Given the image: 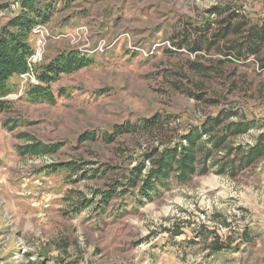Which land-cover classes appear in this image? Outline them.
Returning a JSON list of instances; mask_svg holds the SVG:
<instances>
[{
  "label": "rangeland",
  "instance_id": "1",
  "mask_svg": "<svg viewBox=\"0 0 264 264\" xmlns=\"http://www.w3.org/2000/svg\"><path fill=\"white\" fill-rule=\"evenodd\" d=\"M50 2L44 38L30 34L34 49L40 45L37 62L66 48L92 61L51 84L53 101L31 100L33 82L20 76L0 96V264H264V159L236 163L233 173L211 166L146 201L135 188L118 186L106 204L96 197L72 211L78 198H92L94 187L106 190L116 176L124 181L121 173L160 143L158 131L106 142L101 135L117 125L166 116L164 126L177 138L234 110L258 124L234 137L235 144H254L264 131V68L251 56L227 55L226 41L239 35L228 34L218 46L207 38L213 41L218 23L232 13L246 29L261 26L264 0ZM19 3L0 0V23ZM198 42L202 48L193 50ZM91 132L95 139L81 140ZM23 133L60 147L20 156ZM68 160L93 162L98 172L79 177L45 167ZM108 165L113 169L104 172ZM216 235L230 248L213 252Z\"/></svg>",
  "mask_w": 264,
  "mask_h": 264
},
{
  "label": "trees",
  "instance_id": "2",
  "mask_svg": "<svg viewBox=\"0 0 264 264\" xmlns=\"http://www.w3.org/2000/svg\"><path fill=\"white\" fill-rule=\"evenodd\" d=\"M53 10L54 6L50 0H20L19 10L0 23V96L11 91L9 84L11 78L28 71V59L34 51L30 40L32 28L37 24L47 23ZM236 17L237 14L232 13L222 19L218 23V31L213 34V41L207 38L208 45L218 46L221 38L224 39L231 33L235 36L239 35L241 40L233 37L232 40L229 39V42L226 41L227 55L232 54L242 60L251 56L261 68H264V58L261 56L264 48V24L246 29V23L243 20L234 22ZM206 27L204 30L207 32L209 25L207 24ZM199 43H196L192 49H201ZM91 61V56L73 48H66L57 52L46 62L33 64L37 83L29 85L27 95L31 100L53 101L51 84L60 75L72 73ZM192 65L196 68L197 64ZM2 107L4 102L0 100V109ZM238 113L234 110H223L220 114L210 116L201 123L191 126L177 138L174 137L172 127L164 126L169 120L166 116L156 115L151 119L143 118L136 123L126 122L123 125H117L112 132L101 135L105 137L106 142H112L121 133L158 131L162 135L160 143L149 148L133 167L121 173V176L125 178L124 181L116 176L106 190L94 187L91 190L92 198H78L72 205V211H81L91 205L96 197L106 204L118 186L123 192L135 188L138 193L137 199L146 201L162 188L169 187L171 182L185 183L196 173H205L211 166L215 165L218 173L227 171L233 173L236 170V163L239 166H247L264 159V131L260 132L254 144L246 146L235 144L234 137L258 126L255 120H247ZM232 117L238 118L230 120ZM171 132L172 134L169 135L168 133ZM20 137L25 140L24 144L16 149L20 156L51 155L60 147L59 144L42 143L25 133ZM95 137L94 132L85 133L81 136V140L95 139ZM90 164L93 165V162L68 160L53 162L45 167L49 170L65 169L75 174L81 173L79 177H92L98 169L89 166ZM113 167L108 165L103 171H111ZM230 243V241L225 243L216 235L211 243V249L213 252H219L230 248Z\"/></svg>",
  "mask_w": 264,
  "mask_h": 264
},
{
  "label": "built area",
  "instance_id": "3",
  "mask_svg": "<svg viewBox=\"0 0 264 264\" xmlns=\"http://www.w3.org/2000/svg\"><path fill=\"white\" fill-rule=\"evenodd\" d=\"M44 25L43 24H37L32 28V32L37 36L39 35L41 37V39L44 38ZM46 34V33H45ZM39 51H40V45H38V47L36 49H34L33 53L29 56L28 59V65H29V69L27 72L20 74V77L22 78V82L26 81V80H30L33 83H37V79L35 77L34 74V70H33V64L37 63L38 60V55H39Z\"/></svg>",
  "mask_w": 264,
  "mask_h": 264
}]
</instances>
